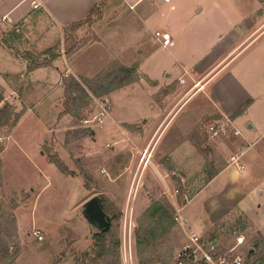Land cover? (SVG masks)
<instances>
[{
    "label": "rangeland",
    "instance_id": "obj_1",
    "mask_svg": "<svg viewBox=\"0 0 264 264\" xmlns=\"http://www.w3.org/2000/svg\"><path fill=\"white\" fill-rule=\"evenodd\" d=\"M169 5L178 13L169 46L173 55L160 47L149 53L143 45L138 57L149 58L155 68H167L174 79L181 70L198 76L197 72L213 69L204 78L211 76L204 91L187 84L178 93L193 95L189 99L184 96L177 106L174 102V110L159 120L157 129L140 124L124 129L114 121L107 123L109 116L101 125L84 124L83 120L98 113L97 101L103 96L51 130L43 123L36 102L28 107L29 99H23L18 91L9 92L7 99L2 91L0 264H89L96 231L84 218L82 206L93 197H101L120 213L119 220L112 221L120 239V264H138L140 260L174 263L186 242V232L175 220L177 209L218 170L233 164V156L243 148L231 126L214 138L208 127L220 128L226 122L213 104L220 81L239 72L254 77L264 73V0H172ZM126 9L121 0H103L89 18L67 32L59 52L72 44L77 49L113 39L118 40L113 46L123 48L121 58L131 56L136 45L130 33H125ZM3 39L0 35V42ZM99 52L92 49L89 54L95 57ZM36 59L40 61V56ZM164 92L157 93L156 102L160 103ZM107 98L110 115L122 101L115 94L111 101L110 95ZM147 147L150 157L144 167L141 155ZM52 157L63 162L67 174ZM217 184L219 181L208 185L192 199L187 208L192 216H214L211 198L218 193ZM155 205L167 209V218L159 228L152 225ZM187 209L182 217L189 225ZM235 213L219 220L203 243L207 246L217 238L219 250L242 235L246 242L236 252L251 253L245 264H264V242L255 245L252 236L256 233ZM35 231L43 236L41 241Z\"/></svg>",
    "mask_w": 264,
    "mask_h": 264
},
{
    "label": "crops",
    "instance_id": "obj_2",
    "mask_svg": "<svg viewBox=\"0 0 264 264\" xmlns=\"http://www.w3.org/2000/svg\"><path fill=\"white\" fill-rule=\"evenodd\" d=\"M102 1L0 0V35L4 37L0 42V95L4 91L7 99L9 92L15 94L18 91L23 99H29L26 104L28 107H31L32 102H36L35 106L40 110L43 123L53 130L58 123L65 124L70 117L69 114H63L62 79L71 75L76 79L90 81L95 86L99 82L98 76L102 73L108 74L111 72L109 69L116 64L114 70L133 68L134 81L103 95H110L111 101V95L115 94L122 101L117 111H110L107 123L114 121L124 129L138 124L157 129L162 117L174 110V102L177 106L184 96L189 99L193 95L185 92L184 96H178L187 84L204 91L205 83L211 76L204 78L213 68L203 74H199L203 70L197 72L198 76L188 75L186 70H181L174 79L166 72L167 68L161 65L155 68L150 65L149 58L138 57V51L143 45L149 53L160 47L173 55L170 45L162 47L154 38L155 31L175 35L178 13L169 5L172 0H121L126 8H129L126 9V19L123 21L126 23L124 28L127 27L125 33H130L136 45L133 47L135 53L131 56L129 54L121 58L123 48L113 46L112 44L118 41L113 39H108V43H93L77 49L73 47L69 55L65 54L64 49L61 54L59 44L68 38L66 34L71 30V26L82 23ZM92 49L100 52L94 57L89 54ZM38 55L40 61L36 59ZM263 75L264 73H260L254 77L239 72L230 75L228 80L220 81L216 86L217 91L213 96L214 108L222 120H229L240 132L239 140L243 148L233 156V164L218 170L181 209L182 217V211L189 208L196 195L207 189L208 185L219 181L218 193L211 198L214 200V216L211 219V215L192 216L187 209L186 217L190 224L186 225L184 221L186 228H183L186 233L191 231L198 234L202 242L207 243L206 236L214 231L219 220L230 216L232 211L246 219L256 233L252 236V241H256L259 235L264 236ZM9 81L19 84L17 87L13 84L11 86ZM162 89L166 92L162 94L159 103L155 101V97ZM88 93L91 94L89 90ZM185 238L187 240V236ZM214 241H217L214 247L217 249L219 241L217 238ZM212 243L213 241L209 244ZM234 244L235 240L220 246V249L229 248Z\"/></svg>",
    "mask_w": 264,
    "mask_h": 264
},
{
    "label": "trees",
    "instance_id": "obj_3",
    "mask_svg": "<svg viewBox=\"0 0 264 264\" xmlns=\"http://www.w3.org/2000/svg\"><path fill=\"white\" fill-rule=\"evenodd\" d=\"M96 7L92 10L88 18L93 14ZM87 19V18H86ZM85 19V20H86ZM84 20V21H85ZM83 21V22H84ZM81 23H77L71 26V29L78 27ZM73 45L65 48V54L69 55L72 52ZM133 68H118L114 71L108 72V74H101L97 80V85H92L90 81L85 79H76L69 75L62 79V86L64 89V102H63V114H69L76 116L78 111L87 108L95 98L102 97L108 94L112 90L128 85L134 81ZM88 90L91 94L88 93ZM2 96L0 95V100ZM52 162L64 173H68V169L62 161L57 157H52ZM103 212L110 217L109 228L103 232H96L93 234V248L92 256L90 257L89 264H120L119 260V246L120 239L118 236L117 226L112 223L119 220L120 213L116 212L115 209L110 208L105 204V201L100 197ZM181 205H185L182 203ZM167 209L161 205H155L151 209L152 225L154 228L159 226L166 220ZM146 238V237H145ZM140 237L136 238V243L139 245ZM150 237L147 236L145 239L146 244H149ZM264 242V237L259 235V238L255 242V245H259ZM251 255L248 254L249 257ZM247 257V258H248ZM159 257L157 258V262ZM247 262V261H246ZM138 264H147L142 260L138 261Z\"/></svg>",
    "mask_w": 264,
    "mask_h": 264
},
{
    "label": "built area",
    "instance_id": "obj_4",
    "mask_svg": "<svg viewBox=\"0 0 264 264\" xmlns=\"http://www.w3.org/2000/svg\"><path fill=\"white\" fill-rule=\"evenodd\" d=\"M169 1V0H164ZM36 2V6H37ZM154 38L162 46L167 47L171 43V36L165 31H155ZM95 100V99H94ZM109 100L107 97H103L97 101L98 113L94 115L91 119L83 120L84 124L95 123L96 125H101L104 122V118L109 116ZM227 126H231L233 133L237 136L240 132L235 129L229 120H226L225 124L217 128L214 125L208 127V133L210 137L214 138L220 134H225ZM149 147V146H148ZM148 147L142 152L141 161L144 160V167L149 162ZM182 207L177 209V215L175 220L178 221L181 226L186 228L184 220L181 217ZM38 240H42L43 236L39 231L34 232ZM187 240L177 253L173 264H245L247 253H239L237 247L244 243V238L238 235L235 238V244L226 249L216 250L212 245H207L202 242L201 237L191 231L186 233Z\"/></svg>",
    "mask_w": 264,
    "mask_h": 264
},
{
    "label": "water",
    "instance_id": "obj_5",
    "mask_svg": "<svg viewBox=\"0 0 264 264\" xmlns=\"http://www.w3.org/2000/svg\"><path fill=\"white\" fill-rule=\"evenodd\" d=\"M82 213L96 232H103L109 228L110 217L103 212L99 197H93L85 202L82 206ZM212 246H216V242H213Z\"/></svg>",
    "mask_w": 264,
    "mask_h": 264
}]
</instances>
